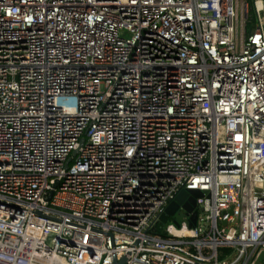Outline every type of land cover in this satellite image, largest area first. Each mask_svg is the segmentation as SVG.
<instances>
[{
	"label": "built area",
	"instance_id": "2783aa9c",
	"mask_svg": "<svg viewBox=\"0 0 264 264\" xmlns=\"http://www.w3.org/2000/svg\"><path fill=\"white\" fill-rule=\"evenodd\" d=\"M260 251L264 0H0V264Z\"/></svg>",
	"mask_w": 264,
	"mask_h": 264
},
{
	"label": "water",
	"instance_id": "95a60500",
	"mask_svg": "<svg viewBox=\"0 0 264 264\" xmlns=\"http://www.w3.org/2000/svg\"><path fill=\"white\" fill-rule=\"evenodd\" d=\"M202 197V193L197 191H181L174 200L165 208L159 218L161 224L166 225L170 217H173L179 210H183L186 215H190V227H195L197 222L196 199ZM174 224H178L174 221ZM225 224V222L223 223ZM124 261L116 264H123Z\"/></svg>",
	"mask_w": 264,
	"mask_h": 264
},
{
	"label": "rangeland",
	"instance_id": "374dc122",
	"mask_svg": "<svg viewBox=\"0 0 264 264\" xmlns=\"http://www.w3.org/2000/svg\"><path fill=\"white\" fill-rule=\"evenodd\" d=\"M178 220V221H181L182 219V212H178L173 218H171V220L166 224V225H162V227L166 228V229H171L172 228V224H171V221L172 220ZM258 255L260 258H264V251H260L258 252Z\"/></svg>",
	"mask_w": 264,
	"mask_h": 264
}]
</instances>
